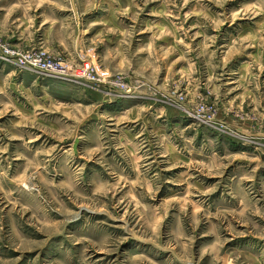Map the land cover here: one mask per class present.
<instances>
[{
	"label": "rangeland",
	"instance_id": "obj_1",
	"mask_svg": "<svg viewBox=\"0 0 264 264\" xmlns=\"http://www.w3.org/2000/svg\"><path fill=\"white\" fill-rule=\"evenodd\" d=\"M0 47V264H264V0H0Z\"/></svg>",
	"mask_w": 264,
	"mask_h": 264
},
{
	"label": "built area",
	"instance_id": "obj_2",
	"mask_svg": "<svg viewBox=\"0 0 264 264\" xmlns=\"http://www.w3.org/2000/svg\"><path fill=\"white\" fill-rule=\"evenodd\" d=\"M0 51L3 52L4 54V50H2L1 47H0ZM20 61H22L24 65L34 67L46 73H50L58 76H64V77L69 76L70 78L72 77V73L70 72L68 66H66L65 64H54L52 62H49V63L36 65L33 63L34 59L30 54L22 55Z\"/></svg>",
	"mask_w": 264,
	"mask_h": 264
}]
</instances>
